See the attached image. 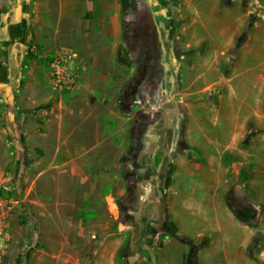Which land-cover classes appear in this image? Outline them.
<instances>
[{"label":"crops","instance_id":"1","mask_svg":"<svg viewBox=\"0 0 264 264\" xmlns=\"http://www.w3.org/2000/svg\"><path fill=\"white\" fill-rule=\"evenodd\" d=\"M182 1V40L160 0H139L127 15L136 30L162 35L159 50L131 72L119 58L122 0H0L1 106L39 117L36 92L52 89L50 65L63 60L77 82L58 93L53 111L64 107L71 126L59 131L40 177L55 179L56 203L73 207L76 218L116 220L105 232L114 237L70 264H183L190 248L169 235L166 218L178 237L207 240L198 264H264L250 254L264 238V20L251 24L239 2ZM141 68L134 106L144 121L118 112L122 87ZM130 122L139 148L131 147ZM195 151L203 161H194ZM74 189L78 199L63 198ZM227 198L250 220L237 218Z\"/></svg>","mask_w":264,"mask_h":264},{"label":"rangeland","instance_id":"2","mask_svg":"<svg viewBox=\"0 0 264 264\" xmlns=\"http://www.w3.org/2000/svg\"><path fill=\"white\" fill-rule=\"evenodd\" d=\"M160 1L174 38L185 39L187 26L185 23L183 26L184 11H178L183 1ZM194 4H198V0H194ZM159 33L155 30L148 32L144 28L136 30L132 26L127 37L123 34L119 56L124 55L127 71L132 72L135 64L143 60L142 57L151 49L159 50L157 46L162 38L161 32ZM30 60L35 63L37 57ZM137 73L139 76H132L121 89L118 112L122 116L131 115L135 120L144 121V112L138 110V105L134 106L140 93L136 91L135 96L133 93L142 84L141 75L144 71L141 68ZM36 93L38 103L35 107L40 116L35 119L33 116L22 117L16 104L10 107L14 108V113L10 115L11 112L7 113V108L1 106L0 100V204L3 206L0 212L3 229L0 235V264H70L71 258L90 257L95 245L114 237L113 234L105 235L115 225L114 218H76L73 207L68 209L65 204L58 206L56 203L55 179L47 177L41 180V174L48 171L54 160L59 131L65 134L70 129L71 121L65 118L64 107L60 109L61 112L53 111L54 102L60 100V91L44 86ZM125 94L128 97L121 105ZM32 110L29 107V111ZM61 116H64L62 120ZM130 128L131 122L129 132ZM185 153L187 154V150ZM192 158L194 161H203L198 151L194 152ZM106 173L108 192L109 180L113 181L111 176L114 171ZM61 181L64 186L71 183L65 177ZM63 188L65 192V187ZM77 190L74 189L68 195L64 193L63 198L78 199L81 191L77 194ZM232 204L237 207V203ZM262 243L264 244V238L258 239L252 247L257 248ZM259 260L264 263V258ZM183 264H186V259Z\"/></svg>","mask_w":264,"mask_h":264},{"label":"trees","instance_id":"3","mask_svg":"<svg viewBox=\"0 0 264 264\" xmlns=\"http://www.w3.org/2000/svg\"><path fill=\"white\" fill-rule=\"evenodd\" d=\"M122 3H123V16H122L123 34H124L125 37H127L129 32H130V27H131L130 22L127 20V15L129 13L135 11L139 7V0H122ZM247 31H248V29L241 36V38L239 40V46L242 45L244 43V41L246 40L247 34H248ZM130 45H132L131 42H130ZM119 58H120V61L124 64L125 63L124 55H120ZM141 76L144 77V75H141ZM136 91L139 92V87L134 90L133 95L136 94L135 93ZM127 97H128V95L125 94L123 100L121 101V105L124 104V100ZM130 139H131V146L139 148V146L141 145V141L142 140H141V135H140V132H139L138 125L135 122H131ZM177 146L179 147L180 150L183 148L184 145H183V141L181 139L179 140V142H177ZM227 202H228V205L233 210V213L235 214V216H237V218H239L242 221H246L248 219L246 214L243 215L244 216V218H243V216L237 210V207L233 206L232 201H231L230 198H227ZM121 209H122L123 213L126 210L125 207L122 204H121ZM248 220H250V219H248ZM124 221H127V220L125 219ZM163 225H164L165 229L168 231L170 236L179 239L181 242H183V243H185V244H187L189 246L190 251H189L188 255L185 258L186 259V264H198V253L203 248H205L207 246V243H208L207 240L203 239L200 242L195 244L193 242H190L187 239H182V238L178 237L177 233H176L177 229L175 227V224L173 222H171L170 220H168L167 218L164 220V224ZM250 254H251L252 257H255L257 259H261L260 258V251L257 248H255V247H251Z\"/></svg>","mask_w":264,"mask_h":264},{"label":"built area","instance_id":"4","mask_svg":"<svg viewBox=\"0 0 264 264\" xmlns=\"http://www.w3.org/2000/svg\"><path fill=\"white\" fill-rule=\"evenodd\" d=\"M231 2H239L245 7V10L249 14L250 23L264 20V0H230ZM65 57L68 60L72 59V54L65 53ZM71 55V56H69ZM63 60H56L51 64V79L52 88L54 91H61L64 89H72L75 87L77 78L70 73L62 64ZM3 210V206L0 204V212ZM2 226L0 224V235L2 234Z\"/></svg>","mask_w":264,"mask_h":264},{"label":"flooded vegetation","instance_id":"5","mask_svg":"<svg viewBox=\"0 0 264 264\" xmlns=\"http://www.w3.org/2000/svg\"><path fill=\"white\" fill-rule=\"evenodd\" d=\"M257 249H258V250L260 251V253H261V251L264 250V245H258Z\"/></svg>","mask_w":264,"mask_h":264},{"label":"water","instance_id":"6","mask_svg":"<svg viewBox=\"0 0 264 264\" xmlns=\"http://www.w3.org/2000/svg\"><path fill=\"white\" fill-rule=\"evenodd\" d=\"M260 258H261V259H263V258H264V250H263V251H261V253H260Z\"/></svg>","mask_w":264,"mask_h":264}]
</instances>
